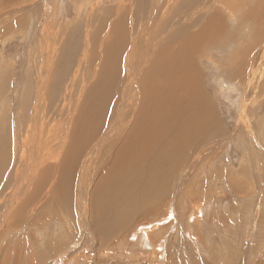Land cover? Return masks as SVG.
<instances>
[{"label": "bare ground", "instance_id": "1", "mask_svg": "<svg viewBox=\"0 0 264 264\" xmlns=\"http://www.w3.org/2000/svg\"><path fill=\"white\" fill-rule=\"evenodd\" d=\"M131 1L133 7L130 11L124 8L126 0L101 6L102 11L98 13L90 9L87 17L96 19L93 25L87 19L83 28L68 30L70 41L75 40V47L73 57L68 59L69 65L62 67L74 68L67 84L62 83L61 75H56L58 70L54 74L55 83L52 81V52L55 48L51 47V52L47 50L50 54L43 57L44 73L40 74L35 86L27 87V94L19 103L21 116L20 124L16 120L19 130L14 133V143H17L20 153L25 151L26 144L33 146V150L28 147L30 152L28 150L27 156V161L32 163V171L30 173L24 168L25 171L16 174L10 200L6 203L8 217L13 213L16 217L31 213L29 217L34 223L47 212L46 219L53 216L52 221L61 223L66 217L70 227L69 224L74 223L71 221L74 209L83 200L85 205H80L84 207L78 206L89 210L94 232L100 229L109 232L127 211H138L141 204L165 197L171 178L186 163L191 151L206 142L211 134H217L220 125L218 118L211 114V104L200 86L202 76L196 58L205 49L216 48L220 43L227 45L229 36L235 37L232 43L237 44L244 28L240 22L248 19L264 24V0H251V4L249 0H213L214 8L203 22H198L201 20L198 18L187 25L186 10H191L190 18L193 8L203 7L199 6L200 3L196 5L201 0H183L179 5V0H171V4L164 5L159 17L161 10L157 9L158 4H152L147 20L142 18V12L141 17H137L134 5L138 7L139 4L136 0ZM245 4L254 7L247 10ZM237 6H243L242 14L240 12L236 17L230 31L224 14ZM78 17H75V24ZM10 21L8 18L4 25L7 29L15 28L22 20L19 17ZM197 24L198 28L194 29ZM150 25L152 29H149ZM259 25L260 36L257 38L262 41L263 45H259L264 50V25ZM68 26H65V34ZM58 35L57 32L53 38ZM79 35H82V41ZM234 52H229L224 65L241 82L247 80L245 76L264 66V60H259L256 68L255 63L246 68V55L243 52L239 56L235 54L236 61ZM44 100L47 101L41 109ZM56 109L58 124L53 123L46 129V112ZM210 121L214 124L212 132L208 130ZM25 128V136L31 134L30 140L22 137ZM0 130L5 131L3 128ZM6 143L8 138L3 132L0 134V158L8 162L4 148L10 146H5ZM93 179L92 195L90 189L89 195L82 199L79 197L81 188L88 186ZM26 180L32 183L30 192L25 190L20 197ZM42 189L48 195L44 197V207L38 208L39 213L27 211ZM17 256L22 257L19 253Z\"/></svg>", "mask_w": 264, "mask_h": 264}, {"label": "rangeland", "instance_id": "2", "mask_svg": "<svg viewBox=\"0 0 264 264\" xmlns=\"http://www.w3.org/2000/svg\"><path fill=\"white\" fill-rule=\"evenodd\" d=\"M116 1L0 0V128L5 130H0V134L6 132L8 144L5 146H10L4 148L8 162L0 158V264H264V84L261 85L264 83V66L256 70L260 77L255 75V71L254 74H248L252 81H247L248 76H245L247 80L241 82L224 65L229 52L234 51V55L239 56L242 52L246 55V68L254 63L256 68L257 62L264 60V50L259 45L263 44L257 38L260 36L259 23L248 19L244 23L240 22L244 28L240 31L242 35L238 37L237 44L232 43L235 37L229 36L227 45L220 43L216 48L205 49L196 58L202 76L200 86L211 104L210 112L218 118L220 127L216 135L211 134L206 142L199 144L187 156L186 163L171 178L165 197L141 204L138 211H127L116 220L109 232L100 229L95 233L89 210L80 209V204L85 205L82 199L89 195L90 189L92 195L96 177L88 186L81 188L79 197L82 201L74 209L71 219L74 223H70V227L66 217L62 218L61 223L52 221L53 216L46 219L47 212L34 223L33 218L29 217L31 213L22 217H16L13 213L8 217L6 203L10 200L16 174H21L25 169L30 170V173L32 171V163L27 161V156L33 146L26 144L25 151L20 153L17 143H14L20 124L19 103L23 95L27 94V87L38 83L40 74L46 69L43 57L50 54L52 48H55L52 52V81L55 83L54 74L58 70L56 75H61L62 83H68L74 68L62 67L69 65L68 59L73 57L75 47V40L70 41L71 33L68 30L83 28L90 9L98 13L102 11L101 6L112 5ZM136 1L139 4L138 7L134 5L137 17L142 12L145 20L153 5L158 4L157 9L161 10L159 17L164 5L171 4V0ZM182 1L179 0L177 5ZM212 1L197 2L196 5L200 3L199 6L203 7L193 8L190 18L191 10H186V25L198 18L201 19L198 22H203L214 8L215 2ZM249 1L251 4L252 1ZM132 3L126 0L124 8L130 11ZM245 5L248 6L245 7L247 10L254 7ZM242 7L237 6L225 12L230 31ZM78 15L79 20L75 24ZM19 17L22 21L15 28L7 29L4 26L8 18L10 23V20ZM95 22L94 17L88 19L91 25ZM67 24L69 26L65 34ZM152 27L150 25L149 29ZM57 32L58 37L53 38ZM78 38L83 40L82 35ZM46 101L42 102L41 109ZM32 106L33 99L29 103L30 113ZM57 112L58 109L46 112L45 122L48 124L45 128L53 123L58 124ZM213 128L214 124L210 121L209 132ZM25 132L26 128L22 137L30 140L31 134L25 136ZM24 164H29V167ZM27 183L22 185L24 190H20V197L25 190L30 192L32 183ZM44 189L27 211L39 213L38 208L44 207V197H48ZM18 253L22 257H18Z\"/></svg>", "mask_w": 264, "mask_h": 264}]
</instances>
